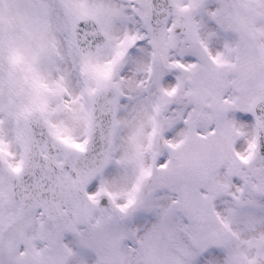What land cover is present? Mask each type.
<instances>
[{
  "label": "snow or ice",
  "instance_id": "6c2138e0",
  "mask_svg": "<svg viewBox=\"0 0 264 264\" xmlns=\"http://www.w3.org/2000/svg\"><path fill=\"white\" fill-rule=\"evenodd\" d=\"M0 264H264V0H0Z\"/></svg>",
  "mask_w": 264,
  "mask_h": 264
}]
</instances>
